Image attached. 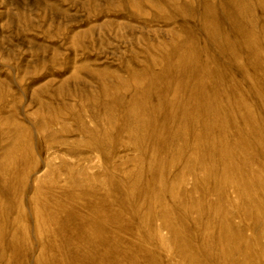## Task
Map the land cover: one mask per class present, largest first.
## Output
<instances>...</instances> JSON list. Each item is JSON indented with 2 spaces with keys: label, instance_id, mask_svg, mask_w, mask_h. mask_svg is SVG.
<instances>
[{
  "label": "rangeland",
  "instance_id": "1",
  "mask_svg": "<svg viewBox=\"0 0 264 264\" xmlns=\"http://www.w3.org/2000/svg\"><path fill=\"white\" fill-rule=\"evenodd\" d=\"M0 264H264V0H0Z\"/></svg>",
  "mask_w": 264,
  "mask_h": 264
}]
</instances>
